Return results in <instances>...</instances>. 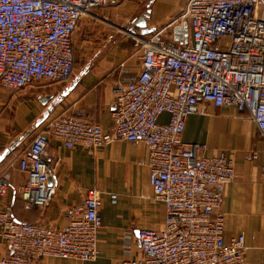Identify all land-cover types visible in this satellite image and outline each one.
I'll return each mask as SVG.
<instances>
[{"label": "built area", "instance_id": "built-area-1", "mask_svg": "<svg viewBox=\"0 0 264 264\" xmlns=\"http://www.w3.org/2000/svg\"><path fill=\"white\" fill-rule=\"evenodd\" d=\"M118 0H0V86L18 91L32 81L63 82L73 70V35L83 17ZM187 39L154 30L137 35L141 57L137 74L114 86L109 129L82 113H59L33 135L18 159L26 180L17 188L24 205L42 209L53 198L48 182L56 165L48 138L66 148L95 149L121 139L143 142L147 150L152 201L164 206L160 229L140 228L143 256L111 264H244V235L224 240L220 203L234 177L224 152L203 153L205 144L181 140L185 120L203 113L200 101L245 111L264 141V0H187ZM176 26H182V24ZM121 72L127 69L117 66ZM166 113L167 121L159 116ZM261 173L264 175V151ZM7 187L0 183V197ZM116 194H110L114 202ZM98 191L66 209L59 227L18 221L10 204L0 205V238L6 253L0 264H44L46 257L91 261L98 255L101 227Z\"/></svg>", "mask_w": 264, "mask_h": 264}, {"label": "crops", "instance_id": "crops-1", "mask_svg": "<svg viewBox=\"0 0 264 264\" xmlns=\"http://www.w3.org/2000/svg\"><path fill=\"white\" fill-rule=\"evenodd\" d=\"M178 1L118 0L99 8L97 13L112 27L96 35L98 31L93 23L86 19L80 21L86 31L85 49L76 62L73 44L74 62L69 79L32 81L16 92L4 88L6 91L0 93V101L5 106L0 115V183L7 187L6 194L0 197V205L10 204L18 221L59 227L67 221L66 209L81 205L89 191L99 193L101 227L97 231V257L91 261L46 257L44 264H111L121 259H138L143 256L138 230L162 228L164 206L151 200L147 150L143 142L115 139L95 149L66 148L49 137L48 152L56 163L50 175L55 193L42 209L24 205L19 197L17 188L26 180V174L19 171L17 162L26 154L33 135L41 132L59 113H82L86 120L109 129L114 86L122 77L137 74L141 57V50L131 51L132 45L123 38L122 28L130 30L134 20L144 13L143 7L149 9L147 27H154L151 19L157 23L164 20ZM173 27L174 24L170 30ZM120 64L126 72L117 69ZM200 105L204 112L186 118L181 140L205 144L206 155L224 152L231 157L234 177L225 187L219 208L224 215V240L242 233L246 247L244 264H264V175L261 173L264 141L245 111L239 112L228 105L217 107L206 101H200ZM45 111L48 114L41 120ZM158 120L166 122L167 114L160 115ZM111 193L116 194L114 202L110 200ZM5 253L0 238V255Z\"/></svg>", "mask_w": 264, "mask_h": 264}, {"label": "rangeland", "instance_id": "rangeland-1", "mask_svg": "<svg viewBox=\"0 0 264 264\" xmlns=\"http://www.w3.org/2000/svg\"><path fill=\"white\" fill-rule=\"evenodd\" d=\"M185 2H186L185 0H179L175 8L171 12L168 13V15L166 16L164 20L157 23L155 22L156 19H151V21L155 25L154 26L155 30L160 31L162 34L165 35V37L169 38L170 33H171L170 28L172 24L176 25V24H181L183 22H186V16H185L186 3ZM118 8H122V7H118ZM100 9H96L91 14L83 17V19L89 20L91 23H93V25H95L93 27H95L94 28L95 31H98L96 35L98 34L102 35V33H104L103 32L104 28H109L110 26L112 27L109 21L102 19V16H100L99 13H97L98 11H100ZM145 10H146L145 7H143L142 11L145 12ZM140 12L141 11L138 10L137 14H139ZM155 13L156 12H154V14ZM114 27H116V25H114ZM85 32L86 31L84 30L80 22L78 25L77 31L73 37V44H74V50H75L74 55H75L76 62L80 61V59L82 58L83 52H84L83 49H85L83 48L84 47L83 40L85 38L84 35H86ZM126 41H128V43L132 45V49H131L132 52L137 53L139 50H141V41L138 39L137 35H131L130 37L127 38ZM4 91L6 90L0 86V93H3ZM3 104L4 103L0 101V115H2L5 111V106H3Z\"/></svg>", "mask_w": 264, "mask_h": 264}, {"label": "water", "instance_id": "water-1", "mask_svg": "<svg viewBox=\"0 0 264 264\" xmlns=\"http://www.w3.org/2000/svg\"><path fill=\"white\" fill-rule=\"evenodd\" d=\"M149 16V9H147L142 15L138 16L134 22H133V26L131 27V31L132 32H136V28H138V33L140 35H147L151 32H153L155 30L154 27H147L146 25V18ZM180 31L183 32V42H186L187 39V25L185 23L182 24V26H176L173 29L174 32V39H181V36H178L177 34L180 33ZM48 111H45V113L43 114V117L41 118V120L45 119V117L47 116ZM48 182L51 183L52 182V178L49 177L48 178Z\"/></svg>", "mask_w": 264, "mask_h": 264}]
</instances>
